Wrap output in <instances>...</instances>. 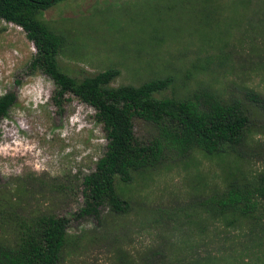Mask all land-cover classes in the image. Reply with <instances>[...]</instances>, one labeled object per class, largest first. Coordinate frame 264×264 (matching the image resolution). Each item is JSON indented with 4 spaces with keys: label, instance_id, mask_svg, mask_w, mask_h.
Here are the masks:
<instances>
[{
    "label": "rangeland",
    "instance_id": "374dc122",
    "mask_svg": "<svg viewBox=\"0 0 264 264\" xmlns=\"http://www.w3.org/2000/svg\"><path fill=\"white\" fill-rule=\"evenodd\" d=\"M41 19L63 37L56 60L72 77L114 68L109 85L119 86L170 76L156 98L206 88L240 101L249 119L234 152L166 151L129 182L115 178L125 212L104 206L79 217V181L105 150L103 131L94 109L72 95L56 110L52 81L29 70L34 47L0 19V94L16 96L0 120V195L19 203L21 215L68 219L58 264H264V219L229 221L202 209L230 184L264 176V111L246 98L264 99V0H63ZM132 126L143 142L156 136L149 122Z\"/></svg>",
    "mask_w": 264,
    "mask_h": 264
},
{
    "label": "trees",
    "instance_id": "16d2710c",
    "mask_svg": "<svg viewBox=\"0 0 264 264\" xmlns=\"http://www.w3.org/2000/svg\"><path fill=\"white\" fill-rule=\"evenodd\" d=\"M60 1L0 0V19L20 27L34 47L29 70H39L52 81L50 99L56 110L62 108L67 94L72 95L94 109L95 121L103 131L105 150L96 159L94 170L79 181L83 198L79 217H97L104 206L115 214L125 212L128 204L117 194L115 178L129 182L134 172L157 165L166 151L186 154L199 150L223 156L242 143L249 119L238 100L225 102L206 88L195 89L182 98H156V93L170 85V76L139 85L110 86L118 74L114 68L80 79L63 72L56 57L64 39L41 19L43 10ZM246 98L264 111V99L259 94L250 91ZM15 100L12 91L0 94V120ZM135 118L151 123L156 136L145 142L135 137ZM61 189L66 190L63 186ZM18 204L0 195V226L10 229L9 238L0 234V264H58L67 239L68 219L52 213L24 216L17 212ZM202 209L212 218L263 220L264 176L249 186L230 184L207 200Z\"/></svg>",
    "mask_w": 264,
    "mask_h": 264
}]
</instances>
